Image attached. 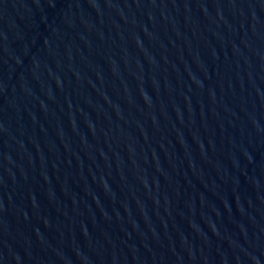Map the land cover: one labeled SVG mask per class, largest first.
Returning a JSON list of instances; mask_svg holds the SVG:
<instances>
[{
  "label": "water",
  "instance_id": "obj_1",
  "mask_svg": "<svg viewBox=\"0 0 264 264\" xmlns=\"http://www.w3.org/2000/svg\"><path fill=\"white\" fill-rule=\"evenodd\" d=\"M0 264H264V0H0Z\"/></svg>",
  "mask_w": 264,
  "mask_h": 264
}]
</instances>
